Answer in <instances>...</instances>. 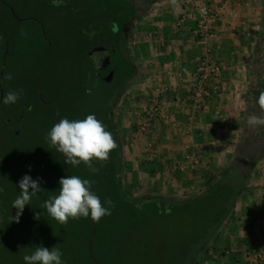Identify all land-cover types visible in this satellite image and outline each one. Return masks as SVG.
<instances>
[{
    "label": "trees",
    "instance_id": "16d2710c",
    "mask_svg": "<svg viewBox=\"0 0 264 264\" xmlns=\"http://www.w3.org/2000/svg\"><path fill=\"white\" fill-rule=\"evenodd\" d=\"M53 2L47 1V7L57 18L50 39L38 20L30 21L37 27L36 32L19 34L9 6L0 0V264H25L23 257L31 255L37 246L58 248L62 264H121L118 259L121 241L129 244L128 258L123 257L125 262L130 259L132 263L141 257L144 264H194L207 251L255 164L264 158V126L248 123L251 114L264 116V109L257 103L264 92V31L258 41L260 59L254 56L249 70L242 128L231 160L220 175L209 179L200 194L186 199L154 194L130 197L119 182L121 143L110 112L113 100L122 93L134 72L123 46L138 15L135 2L59 0L55 5ZM50 19L53 20L52 16ZM61 28L63 33L58 31ZM100 44L110 46L115 54L112 64L116 71L109 83L94 75L88 61L87 51ZM55 58L62 59L61 63L74 71L75 85L58 86L61 82L57 83L53 74ZM9 74L11 79L6 78ZM75 88L79 89V96H75ZM10 91L21 95L16 103L6 105L3 99ZM37 93L47 103L40 101ZM89 114L103 122L118 144L106 163L92 161L99 169L95 174L84 164L74 168L65 163L69 175L94 181L92 191L106 208L109 207L106 202L111 201L110 214L93 221V237H90V215L69 218L62 225L43 207L44 201L58 195V182L66 177L60 155L47 139L54 118L75 120ZM25 175L34 180L39 178L43 190L32 197L16 222L17 209L12 204L19 195L18 183ZM176 210L186 212L189 220L193 216L201 232L193 231L190 223L188 234L166 231L165 221ZM187 219L180 221L185 224V231ZM149 229L157 231L154 233L159 236L155 241L157 252L163 256L154 261L144 253L140 256L144 252V234ZM88 239L95 262L88 255Z\"/></svg>",
    "mask_w": 264,
    "mask_h": 264
},
{
    "label": "crops",
    "instance_id": "0c3cea01",
    "mask_svg": "<svg viewBox=\"0 0 264 264\" xmlns=\"http://www.w3.org/2000/svg\"><path fill=\"white\" fill-rule=\"evenodd\" d=\"M134 2L138 15L124 44L134 72L120 95L119 127L142 136L126 139L131 148L124 154L122 185L131 195L194 197L231 160L249 70L255 57L260 59L264 0ZM197 5L214 8L210 38L196 33ZM205 55L219 71L209 82L208 97L195 103L194 72ZM209 243L203 253L209 264H264V158Z\"/></svg>",
    "mask_w": 264,
    "mask_h": 264
},
{
    "label": "clouds",
    "instance_id": "9594fccd",
    "mask_svg": "<svg viewBox=\"0 0 264 264\" xmlns=\"http://www.w3.org/2000/svg\"><path fill=\"white\" fill-rule=\"evenodd\" d=\"M58 2L59 0H54V3ZM6 78L11 79V75ZM20 95L19 92L10 91L4 97L3 103L14 104ZM257 103L261 109H264V92L260 93ZM248 123L252 126H264V116L251 114ZM47 139L50 145L63 155L66 165L70 164L76 168L84 164L93 174L99 169L92 161L106 163L110 153L118 147L112 133L94 114H89L83 119L58 120L48 133ZM40 183L39 178L34 180L28 175L19 181V195L12 204V208L17 209L14 218L16 222H19L25 206L30 203L32 197L43 190ZM58 183V195L44 201L43 207L48 215L60 224H67L69 218H86L89 215L93 221H99L110 214L111 201L106 202L109 205L106 208L99 196L92 191L94 181L69 175L62 177ZM61 256V251L56 247L49 249L37 246L31 255H25L23 259L25 264H62Z\"/></svg>",
    "mask_w": 264,
    "mask_h": 264
},
{
    "label": "rangeland",
    "instance_id": "374dc122",
    "mask_svg": "<svg viewBox=\"0 0 264 264\" xmlns=\"http://www.w3.org/2000/svg\"><path fill=\"white\" fill-rule=\"evenodd\" d=\"M3 1L6 5L9 6V8L12 10L14 17H16L18 19V21H16V23L18 24V33L22 34L25 36L27 33L29 35H31V33L36 32L37 31V27L31 23V20H38L40 22V24H42L43 26V30L46 33L47 37L51 39V36L53 35V26L55 21L57 20V18L53 17L52 15V11H50V8L47 7V1L48 0H1ZM53 4L55 5V3L53 2ZM53 18V20H51L50 18ZM62 16V15H61ZM57 22V21H56ZM58 31L60 33H63V29H58ZM61 44H59L58 47H60ZM12 47V43L10 44V48ZM40 50V49H39ZM61 59V58H60ZM56 63L54 65V72L53 74L56 75L57 77L55 78L57 80V83H60L58 86L59 87H64L63 85L65 84L66 87L68 85H75L76 81H74V76H73V72L70 67L68 65L62 64L61 60L56 59L55 58ZM28 68V66H27ZM29 70V68H28ZM46 78V77H43ZM125 87L127 88V86H124V89L122 91V93L125 90ZM75 96H79V89L75 88L74 90ZM121 95V94H120ZM116 97L113 100V105L111 107V120L113 121V123L115 124L116 128H117V132H118V136H119V141L121 143V159H122V168L118 173V177H119V182H120V186L122 187L123 192L130 196V197H139V196H146V195H142L141 193H135L134 195H131V191H129V188H124L122 185V177H121V172H124V167L126 164V157L124 156V154H127V150L130 151L129 149L131 147L129 146H125V144H127L126 139L128 138H137V137H141L138 135V133H134V131H122L119 127V111H120V107L123 106V102L121 101V96ZM145 131V130H144ZM139 132V131H138ZM142 130H140V133L142 134ZM128 140V139H127ZM123 144V146H122ZM133 149H135V147H132ZM200 207V206H199ZM186 212H180L178 210H176L174 213H172L171 215H169L168 219L165 221V227L166 231L168 232H174L176 235L178 234H183L185 235L189 233L190 228L188 227V224H191V228L193 231H199L201 232V228H199V225L196 224V221L193 219V216H190V220L189 217L187 219ZM185 218L188 220L187 222V226H186V231H185V224L184 223H180V221L185 220ZM186 220V221H187ZM157 230L159 229V227L156 225ZM219 229V228H218ZM217 229V230H218ZM182 231V232H181ZM157 232V231H156ZM153 231V229H149L148 231L145 232V242L142 244V247L144 248V252H142L140 254V256L146 255L147 257H150L151 260H158L159 257H163L161 256L162 254H159L157 252L158 250V243L155 242L157 240H159V236ZM133 236V234H132ZM162 238V237H161ZM148 239V240H147ZM166 239H169L168 236H166ZM120 244V245H119ZM119 245V252H118V259L119 262L121 264H144L142 262V258L139 257L138 259H134L132 263H130V259H127V261L125 262L123 260V257L126 259L128 258L126 255L128 254L129 251H127L126 249L128 248L129 244L121 241L118 243ZM128 245V246H127ZM210 248V243L208 245V250ZM121 249H125V251H122ZM124 262V263H122ZM194 264H209L208 262V257L205 258L204 254H201V256H199V258H197L195 260Z\"/></svg>",
    "mask_w": 264,
    "mask_h": 264
},
{
    "label": "built area",
    "instance_id": "2783aa9c",
    "mask_svg": "<svg viewBox=\"0 0 264 264\" xmlns=\"http://www.w3.org/2000/svg\"><path fill=\"white\" fill-rule=\"evenodd\" d=\"M195 12L197 14V20L195 24L196 33L199 37L207 39L212 37L213 21L215 16L214 8L205 5H197L195 7ZM181 22V20H178ZM209 56H202L196 66L194 72V83H193V99L195 103L206 99L209 95V82L214 79L219 71L217 65L213 64ZM161 92V89H160ZM158 100L154 99V103ZM140 130L144 131L145 127L140 126ZM150 159V155L147 156Z\"/></svg>",
    "mask_w": 264,
    "mask_h": 264
},
{
    "label": "flooded vegetation",
    "instance_id": "af4514ba",
    "mask_svg": "<svg viewBox=\"0 0 264 264\" xmlns=\"http://www.w3.org/2000/svg\"><path fill=\"white\" fill-rule=\"evenodd\" d=\"M6 53L7 51L5 48L4 54L2 56L4 59ZM114 55V50L111 49L110 46L104 44L96 45L87 51L88 61L92 67L94 75L106 83L111 81L116 71V67H114L112 64ZM106 57H108V60Z\"/></svg>",
    "mask_w": 264,
    "mask_h": 264
},
{
    "label": "water",
    "instance_id": "95a60500",
    "mask_svg": "<svg viewBox=\"0 0 264 264\" xmlns=\"http://www.w3.org/2000/svg\"><path fill=\"white\" fill-rule=\"evenodd\" d=\"M9 11H10V13L13 15V12H12V10H11L10 8H9ZM13 17H14V15H13ZM14 18H15L16 21H18V19H17L16 17H14ZM106 59L108 60V57H106ZM3 60H4V57H2V64L4 65ZM0 74H1V72H0ZM37 97L39 98L40 101H42V100L40 99V96H39L38 93H37ZM42 102H43V103H47V102H44V101H42ZM56 122H57V118L55 117V118H54V122H53V126H54V124H55ZM53 126H52V127H53ZM58 153H59V152H58ZM59 155H60V164H61L62 170H63L64 172H66V176H69V174H68L67 171H66L65 162H64V157H63V155H62L61 153H59ZM90 223H91L90 237H93L95 231H94V224H93V220H92V219L90 220ZM86 248H87L88 255L90 256L91 260L95 262L94 258H93L92 255H91L90 239L87 240V246H86Z\"/></svg>",
    "mask_w": 264,
    "mask_h": 264
}]
</instances>
